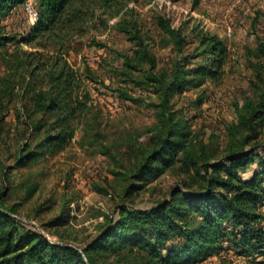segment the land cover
<instances>
[{
  "label": "rangeland",
  "instance_id": "374dc122",
  "mask_svg": "<svg viewBox=\"0 0 264 264\" xmlns=\"http://www.w3.org/2000/svg\"><path fill=\"white\" fill-rule=\"evenodd\" d=\"M134 8L142 50L113 23L69 42L67 58L80 72L81 90L90 101L88 113L73 121L74 135L62 151L52 155L42 149L45 130L34 132L18 122L14 107L0 123V208L18 222L20 234H40L48 252L51 245L69 247L77 264H155L146 247L132 242V237L142 242L156 238L137 211L172 199L175 191L178 203L187 202L186 193L201 191L207 177L204 159L213 155V162L222 161L242 149L250 131L237 126L241 114L247 115L244 108L256 105L264 92V57H256L264 43V0H139ZM37 19L35 0L1 18L5 32L17 41L0 46V78L7 74L8 54ZM179 36L185 39L182 49ZM203 36H217L227 47L218 82L195 73L205 62ZM136 51L150 58L131 72L123 55L134 59ZM176 72L179 79L169 91L175 123L170 142L182 143L183 149L152 161V171L142 174V164L166 133L158 107L163 90L144 83H150L151 73L171 82ZM254 123L258 138L246 149L264 143V112ZM256 171H262L258 159L243 176L248 179ZM261 179L264 215V174ZM191 220L195 224L190 214L185 221L191 225ZM111 221L112 230L106 232ZM260 225L264 228V218ZM183 244L172 237L164 254ZM240 251L224 239L213 255L194 264H264V255L245 257Z\"/></svg>",
  "mask_w": 264,
  "mask_h": 264
},
{
  "label": "trees",
  "instance_id": "16d2710c",
  "mask_svg": "<svg viewBox=\"0 0 264 264\" xmlns=\"http://www.w3.org/2000/svg\"><path fill=\"white\" fill-rule=\"evenodd\" d=\"M26 1L0 0V20ZM138 1L35 0L37 22L29 35L20 39L14 51L8 54V71L0 78V123L14 107L18 122L31 126L34 132L45 130L39 142L42 149H47L52 155L62 151L74 135L73 121L88 113L90 101L89 93L81 90L80 72L67 58L69 42L104 31L113 23L119 32L142 50V26L134 8ZM16 41L17 37L6 33L0 24V46ZM184 43L185 39L179 36L180 49ZM200 46V54L205 57V62L195 73L202 80L209 78L218 82L224 74L226 45L217 36H203ZM261 56L264 57V43H261L256 53L257 58ZM148 58L150 56L144 55L143 51H136L134 59L123 55L124 64L131 72L140 71L143 60ZM152 67H155L154 61ZM87 78L92 79L90 69H87ZM178 79V72L171 82L167 81L165 75L151 73L150 83H144L147 86L159 84L163 90V102L158 107L161 108L159 117L166 133L161 145L142 164V174L152 171V161L161 156L165 160L183 149L182 143L170 142L175 123L169 91ZM244 111L247 115L241 114V123L237 126L249 128L250 133L244 136L242 149L229 153L222 161L213 162V155L204 159L207 177L201 191L186 193V203L174 202L173 198L177 196L175 191L172 199L137 211L143 217L144 225H150L155 230L156 238L142 242L132 237V242L148 249L151 262L194 264L199 259L213 255L224 239L240 247V253L245 257H253L257 253L264 255V228L260 225L264 218L260 213L264 143L246 149L250 142L258 138L254 121L264 112V92L256 105L249 104ZM257 159L262 171L254 172L247 179L243 173ZM190 214L195 216V224L193 220L191 225L185 221ZM113 223L109 222L106 232L112 230ZM19 226L9 212L0 208V264H77L73 263L77 257L70 253L73 250L69 247L51 245V252H48L40 234H20ZM172 237L181 238L184 244L168 250L165 255V244Z\"/></svg>",
  "mask_w": 264,
  "mask_h": 264
}]
</instances>
